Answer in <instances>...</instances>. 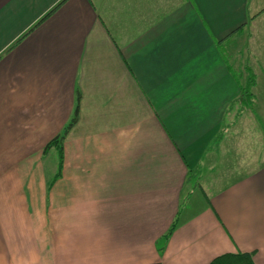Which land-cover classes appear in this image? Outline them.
I'll return each instance as SVG.
<instances>
[{"label": "crops", "instance_id": "1", "mask_svg": "<svg viewBox=\"0 0 264 264\" xmlns=\"http://www.w3.org/2000/svg\"><path fill=\"white\" fill-rule=\"evenodd\" d=\"M263 14L264 0H0V264H264L248 107L264 65L246 58ZM77 95L60 155L46 146ZM234 148L239 167L262 164L215 189Z\"/></svg>", "mask_w": 264, "mask_h": 264}, {"label": "rangeland", "instance_id": "2", "mask_svg": "<svg viewBox=\"0 0 264 264\" xmlns=\"http://www.w3.org/2000/svg\"><path fill=\"white\" fill-rule=\"evenodd\" d=\"M261 18L264 19V14L262 15ZM258 23H260V22H258ZM251 26L254 27V25H251ZM249 30L250 29H247V32ZM256 34H255L256 40L253 43H250V42L247 43V55H246L247 62L249 64L250 63L254 64V61L257 60L258 64H263L264 65V33L262 34V31H260L259 33H256ZM253 52H255V54ZM253 55H256V56H253ZM261 55H262V57H260ZM263 76H264V71L262 73V78H263ZM262 78H261V83H262ZM253 92H254L255 95L257 94L256 97H255L256 99H255V102L253 100L252 101L253 104H250L248 107L252 108V109L251 108L250 109H251V111L253 113H255V112L258 113L261 110V114L256 116L260 120L257 119L254 115H252V116H253V118L257 119V121H256L257 125L255 126V130H256L255 132L258 133L257 135L262 134L263 139H264V88H262V89L258 88L257 92H256V90H253ZM226 124L227 123L225 121L224 125H226ZM232 130H230L231 138H232V134H233ZM250 133H251V131H250ZM250 133L246 135L248 140H250V136H251ZM253 136H254V134H252V137ZM252 140H253V142H257V145L253 146V147H256L257 156H258L259 153H262L264 155V149H263V147H261L259 139L257 138V139H252ZM248 146H250V142H249ZM262 150H263V152H262ZM235 153L236 152H235V148H234V152L232 151V153H231V155L233 154V156H231L228 161L224 162L225 163L224 164V170L225 171L222 172L221 168H217L214 171V173L212 174L213 178L216 175L215 176V181H216V186H215L216 188L215 189L224 188L225 183L228 181V179H229L230 182L234 181V180L242 177L243 173L246 172L245 171L246 169H248L247 171H249V169H252L254 167H259L262 164L261 160H257L256 159L255 163H250L248 165V167L241 168V167H239L241 162L238 161V163H236V161H235L236 160L235 156H234ZM251 153L253 155H255L253 151H251ZM257 158H259V157H257ZM227 166L230 167V169ZM227 168H228V170H227ZM199 172H201V173H209L207 165L202 166L199 169ZM191 185H193V186L195 185L194 181L191 182ZM203 187H204L205 191L208 193L209 191L210 192L212 191L211 189H212L213 186L211 187L210 185L206 184V186H203ZM216 191L217 190H215V192Z\"/></svg>", "mask_w": 264, "mask_h": 264}, {"label": "trees", "instance_id": "3", "mask_svg": "<svg viewBox=\"0 0 264 264\" xmlns=\"http://www.w3.org/2000/svg\"><path fill=\"white\" fill-rule=\"evenodd\" d=\"M57 6L53 8L47 15H49L54 9H56ZM44 18H42V20ZM246 93L249 98H252V94L250 93L249 87L246 88ZM78 106H79V95H77V98H76L75 108H74L72 117L70 118V120L68 121V123L66 124L62 132L59 135L55 136L46 146V147H55L59 151L60 155L62 153L61 150H62L63 139L68 133V131L70 130V128L77 121ZM175 226H176L175 222L172 223L171 229L175 228ZM209 264H253V262L251 259V254L239 252V253H228V254L218 256L212 259Z\"/></svg>", "mask_w": 264, "mask_h": 264}]
</instances>
